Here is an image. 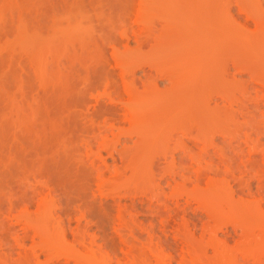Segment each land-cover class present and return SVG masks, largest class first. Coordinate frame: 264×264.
<instances>
[{"label":"rangeland","instance_id":"1","mask_svg":"<svg viewBox=\"0 0 264 264\" xmlns=\"http://www.w3.org/2000/svg\"><path fill=\"white\" fill-rule=\"evenodd\" d=\"M178 13L181 14L182 21ZM177 16L184 26L183 19L190 21V26L184 27L186 31L183 27L180 30V25H174L178 22ZM209 21L211 22L208 25L216 26L222 35L226 33L240 37L241 25L245 23L247 27L246 49H241L236 44L231 53L251 68L255 77L251 76L250 84L257 91L251 90L249 85L247 89H250L246 93L243 90L242 95L240 83L250 81V77L246 72L233 71V85L220 84L218 92L228 96L233 108L245 106L243 112L247 115L246 121L237 117L226 121L224 126L230 135H239V142L243 139L248 141L245 142L247 146L243 144L244 140L241 141L243 148L248 151L253 143L247 135L253 139L260 137L261 141L264 140L259 132V129L264 131V0H0V264H241L236 256L242 258L243 264H252L253 259V264H257L260 254V258L264 260V253H260L262 249H257L259 246L256 248L257 245L251 242V237L247 238L250 240L247 242L252 245L249 243V247L245 242V250V244L235 246L237 240L232 241L234 236L232 238L226 234L232 228L228 222L231 224V219L236 221L240 215L236 210L240 201H237L239 198L236 191L231 194V189H234L232 187L220 192L219 186V193L216 190L214 194L211 185H204L206 176L210 177L209 173L214 176V165H211L214 167L211 172L201 175L203 179L199 180L202 183L198 180L207 191L204 190L200 195L195 189V182L193 191L191 180V183L186 180L184 185L186 181L182 182L179 175H173L183 171L177 166L178 162L172 164L169 161L165 166L161 163L163 155L170 156L171 148H174L172 141H166V137L180 133L178 128L182 127L179 126L182 123L174 121L170 109L168 111L160 108L166 104L162 103L160 107L158 105L159 108H153L154 114H150L154 118H151L152 122L157 123L158 120L157 126L165 121L158 127L163 130L160 133L163 134L162 137L159 139L160 134L158 136L154 131L155 137H150L147 141L156 140L157 136L159 141L146 143L144 139L140 141L142 145L133 143L136 139L131 133L135 132L129 134L132 128H127L128 116L120 112L121 107L126 109V96L131 94H125L126 90L141 93L142 88L138 81L143 78L142 68L148 70V65L159 62L157 58L165 56L168 50L171 52L173 49L172 45L165 46L166 40H172L171 43L168 40L172 44L175 38L178 40L180 34L185 33L180 37L183 42L188 37L187 34L197 27L198 30L202 27L210 32L206 24ZM176 27L179 32H176ZM164 41L165 48H161L164 50L162 53L157 46L161 44L160 47H163ZM182 42L175 41L173 46L178 44L176 46L181 48ZM175 50V53L172 51L173 54L179 56L177 52L182 50ZM156 51L160 52L157 54ZM185 52L186 50L182 51V55ZM173 54L170 56H174ZM135 58L137 62H133ZM131 59L133 63H130ZM131 68L133 77L138 79L137 81L135 78L138 85L134 87L129 83L131 76L121 78L122 71L126 72ZM217 76L222 81L221 75ZM164 83L166 80L157 81L159 88ZM255 97L260 103L259 109L251 107ZM109 105H117L119 112L115 110L116 114L114 110V113L112 110L108 111L111 109ZM210 105L213 103L210 102ZM218 105L222 103L219 102ZM123 110L121 111L124 112ZM151 119L147 120L150 122ZM184 125L188 128L191 122ZM194 134L195 129L178 139L181 146L186 141L184 146H189H185L184 150L189 148L187 150L191 153L194 148L190 146V139ZM219 136L215 134L214 139H209L212 140V146L205 144L208 141H199L197 144L201 143V150L199 145L195 149L204 153L206 149H214L215 153L218 150L220 154L223 146L227 144L221 146L223 138H216ZM231 143H234L233 139ZM175 149L177 150L172 152L176 157V153L183 148ZM207 150L206 152H211ZM247 151L243 150L244 153ZM188 154L190 155L189 152ZM244 156L248 157V154L245 153ZM208 159V156L203 159L202 166L205 161H210ZM192 166L195 169V163ZM194 169L188 167L183 173L189 175ZM223 171L224 169H218L217 178L222 177ZM171 174L178 177V184L171 179L174 189L171 183L168 185H171L174 193L165 185L164 177L168 178ZM230 179L229 182L233 184ZM219 182L222 184L225 181ZM225 184L221 187H225ZM176 188L182 193H177ZM208 191L213 192L212 195ZM194 192L201 197L198 196L200 200L196 199L197 196L193 198ZM155 194L159 197L153 196ZM115 199L119 202H114ZM174 199L176 203L174 201L173 204L170 201ZM137 200L139 204L151 209H154L155 204V209L157 206L161 208L164 203L165 207L161 208L162 216L156 217L160 215L157 209L155 217L148 222L147 218L154 216L155 209L153 212L149 211L152 213L150 215ZM187 202L190 203V209L187 208ZM129 203L138 205H134V208ZM179 204L186 208L181 207L185 213L191 210L189 215L195 213L193 216H198L192 218V215L184 214ZM200 204L202 207H199ZM167 206L173 207V210ZM174 208L179 209L178 214L183 213L178 216L187 215L189 218L180 219L176 211L173 212ZM244 208L245 206L242 209ZM164 209L172 210L168 214L174 213V218L178 219H172L175 222H171L170 218L174 214L167 215L170 217L168 219L163 214ZM246 211L244 213L247 216L246 213L253 214V211L255 217L261 215L258 219L264 222L262 214L257 216L256 208L252 212L251 209ZM143 212L146 213L145 216ZM143 216H147L146 219ZM244 216L237 221L243 220L249 228L252 227L251 224L256 225L259 222L255 217L245 216L250 220L248 221ZM162 221L166 224L164 227ZM204 221L206 225L209 224L206 229L203 227ZM220 221L224 222V226ZM240 222L234 223L244 225ZM144 224L151 233L150 239H147L150 241L142 238L146 237L145 234L147 238L150 236ZM259 224L256 228L253 225L251 231L262 230V225L259 229ZM201 225L205 230H201ZM212 225H216V232L210 230ZM164 230L165 233H161ZM247 230L249 236L253 235L250 229L247 228L246 232ZM207 231H210V235ZM141 232L144 233L142 237ZM248 234H245L246 237ZM209 240H214V243ZM222 241L227 243L226 246ZM167 242L170 244L166 245ZM215 242L223 244L225 250L220 243ZM212 243L220 245L219 249L224 252L220 250L219 254V250L210 245ZM241 246L244 248H239ZM250 248L253 251L247 252ZM238 249L242 253L245 250L244 254L246 252L250 258L242 253L241 256ZM215 250L217 251L214 252ZM212 252L219 255L213 257L215 255Z\"/></svg>","mask_w":264,"mask_h":264},{"label":"bare ground","instance_id":"2","mask_svg":"<svg viewBox=\"0 0 264 264\" xmlns=\"http://www.w3.org/2000/svg\"><path fill=\"white\" fill-rule=\"evenodd\" d=\"M175 12H177V11H175ZM178 12L180 13V11H178ZM179 13H178V15L181 16V14H179ZM182 14H183V12H182ZM178 17L179 16L176 17L177 20H178ZM185 17H187V16H185ZM181 18H182V16L179 17L180 21H182ZM189 19H187V20H189ZM180 21L178 20L179 23L176 21V24L174 23L175 20H173V22H172V23H174V25H177V26L180 25L181 27L178 26L180 28V30H181L182 27H183L182 29L184 30L190 24L189 23L190 21L188 22V21H185V19H183L184 24L186 26L185 27L184 25H182L183 23L180 22ZM185 22H188V23H185ZM191 22H192V20H191ZM195 22H197V21H195ZM203 22H202V24H203ZM210 22L211 21H209V23H206V24L208 25V24H210ZM169 24H171V23H169ZM206 24H204V25H206ZM207 25H206V27L209 26L208 28H210L209 31L210 32L212 31V33L214 32L213 35H211L212 33L207 32L208 30H206V28H205L206 32H204L205 30L202 27H200V30H198L197 29L198 27H197V28L193 29L194 30L193 32H189L187 34V36L189 38L188 37H185V40L182 38L183 39V42L186 41V38H187V41L185 42L186 45H185V43L183 44L182 40L180 39V37L185 34L184 31H182L184 34L181 33L180 36L178 37V40H176V38H175V41L176 42L177 41L178 42H182V44L180 46H182V45L183 46L181 48H179L178 46H176L178 44L175 45L176 47L173 46V44L175 43V41L172 42V44H169L172 41V40L170 41V39H168L170 42L168 40H166L167 42L165 43V41H164L163 44H162V46L165 45V44H166L165 46L172 45L173 49H172V47L169 46L170 49H172L171 52H169L168 48H166L168 50V51L166 50L167 51L166 52L167 54L165 53V56H161V53H160V55H158V56L159 57L161 56V57L160 58H157V61H159V62H156L157 64L156 63H152V65H150V66L148 65L147 66L148 67V70L142 68V71H143L142 72L143 73L142 74L143 75V78L142 79L138 77L139 78V81H138V79L135 77L137 79L138 83L140 82V85H141V88H142L141 93H139V92L136 93V91L134 92V90H133L132 91V92H134V94H133L131 91L126 90L125 91V94H127V95H129L130 93L131 94L129 96H126L127 97V99H126V103H127L126 109H125V107H123L124 110L122 109V107L120 108L124 112H122L119 108L116 109L117 105H116V107H114L115 105H113V106L112 105L111 106L109 105L111 107V109L110 110L108 109V111H111L112 110V112H113V110H114V112L116 113V111L119 112L118 110H120L121 113H123L125 115L127 114L128 117L126 119H127V121H129L127 128H129V129L132 128V130L129 131V134H130V132H135V134L131 133V135H134V137L136 139V140L133 139L134 140L133 143L134 144H139L140 143L139 145H142L143 143L141 144V142L144 139H146V140H144L146 143H148L150 141L151 142H153V141H155V142L159 141L157 138H158L159 134L163 132V130L158 129V127L161 124L163 125L165 123V121L162 122L160 120L162 123L161 124H158L159 126L156 125L158 123V120H157V123H154L155 121L152 122V119L154 120V118L151 117V115L154 114V111H152V109L155 108V107H158V105L160 107V105L162 103L166 104L165 106H163V107L161 106L160 108H163L164 110L168 109V111L170 109L171 110V113H172V114L171 113L170 114L172 115L174 121L177 122V123H182L181 125H179V126H182V127H179L178 128V131L180 133L176 132L174 134H171V135L167 136L166 137V141H168V140H171L172 141V146L174 148H171V149L173 150V152H174V150H177V149H175L176 147L179 148L178 150H180V148H183V149L181 151L177 152L178 154L176 153V155H177L176 157L174 156L175 154H173L172 150L170 151L171 153H169L170 156L163 155V158H162L163 159V162L161 161V163H164V166H165L166 165L165 163H167L169 161L170 162L172 161L171 162L172 164L173 163L177 164V162H178L180 166L179 165H177V166L178 167H181V169H183V171L182 172L180 171L181 172L180 174L178 172L177 173H173V175L174 176H175V174L179 175L181 177V179L183 180L182 182H184L186 180L189 181V183L195 182V185H196L195 187L196 188L194 187V183H193V184H191L192 185L191 186L192 187L191 189L195 188L197 190V193L200 194V195L203 193V191L205 189H203V187L199 184V181L201 182V180H199V179L202 178L207 171L208 172H211V170L214 169V167H212L211 165H214L216 167V169H214V176H216V177L214 178L213 174H210L209 173L210 177H208L209 178L208 179L207 176H206V183H204V185L205 184L211 185L212 186L211 187V190H213V192L216 191V190H218L219 186H220V192H222L221 190H226V189L227 190H230L229 187L234 188V189H231V194H233L235 191L238 193V194L236 193L238 195V198H239V200H237V201H240L239 203H240L241 206L238 205V207H237L236 210L239 211V212H237V213H240L239 216H241L242 213L245 215L244 212L248 208L251 209L250 212H252V209L253 208H256L258 210L257 216L259 214H262V216L264 218V204H263V201H264V140L261 141L260 140V137H256V139H253V137H250V135H247V136H249V138L252 140V143H253L252 144V147L251 148L248 147L249 149L247 151V149H244L243 148L244 147L243 144L245 142L246 143L248 142L246 139H243L244 142H243V140H241L243 142V144H241L242 142L241 141L240 142L238 141L239 140L238 139L239 138V135H236V136L230 135V133L227 131L226 127L224 126V123L226 121L232 120V119L237 118V117H242V119L246 121L248 118H247V115H245V113L243 112V108L245 106L244 107H241V108H237V109L233 108L232 107V103H231L232 101L228 99V96L225 95V94H223V93H219L218 92V89H219V85L220 84L226 83L227 85H233L234 78H235V73L234 72H236V73L246 72V74L250 77V81L245 80V81H243V82L240 83V86H241V91L240 92H241L242 95H243V90L246 93L247 90L250 89V88L247 89V87H249V85L251 87V90L252 89H253V91H254V89L256 90V88L254 87V85L253 84H250L251 83V80H252L251 79V76L252 77H255V74L253 73V71L251 70V68L248 65L242 63L239 59H236L233 56V54L231 53L232 48H235V45L236 44H239V46L241 47V49H246V41H247L246 38L248 37V34L246 33L247 27H246L245 23H243L241 25L242 26V32H241L242 34L240 35V37H237V36H234V35H231V34H226V33H224V35H222L221 33L218 32V28L216 26H214V25H208L207 26ZM169 26H171V25H168V27ZM198 26H202V25H198ZM179 28H177V31L176 32H179L180 31ZM188 29H189V27H188ZM185 31H186V29H185ZM203 33H205V34H203ZM207 33H210V34H207ZM160 45L157 46V48L158 47L160 49L161 48H165L164 46L163 47H160ZM184 47H186V48H184ZM194 47H196L195 48L196 49L195 51H194ZM178 48H179V50H182L183 52H184V50H186L185 54L183 53V55H182V51L181 52H177L178 53L177 55H179V56H176L175 54H173V52L175 53V51H176L175 49H177V51H179ZM160 51H158V52L156 51L157 54ZM163 51L164 50H162V53H163ZM171 53L174 56L171 55L172 56L171 57L170 56ZM179 53H181V55ZM162 55H164V54H162ZM135 61L137 62L138 60L136 59L133 62H135ZM131 62H132V59L130 60V63ZM217 74H220L221 75L222 81H220L218 79L219 76H217ZM133 75H134L133 74V68H131V69H129L126 72L122 71L121 78L123 79L124 76L125 77H128V76L130 77L131 76V78H129V83L132 84L131 85L132 87H134V86L138 85V83L137 82L135 83V78L133 77ZM158 80H166V83L163 84V87L162 88H159L158 87V85H157V81ZM248 93H249V91H248ZM215 97H216V99H214ZM241 99H243V97ZM210 102H212L213 105H210ZM219 102H221L222 105H218ZM242 102H243V104H245L244 101H242ZM122 103H124V102L122 101ZM105 107H106V105H105ZM105 107H103V108L106 109ZM251 107L256 108V109H259L260 103L256 99V97L253 99V103H252ZM155 109H157V108H155ZM246 109H247V106H246ZM156 112H159V111L156 110ZM165 112H163V114H165ZM147 119H151V121L149 122V120H147ZM119 121H121V120H119ZM147 121L149 123H147ZM189 121L191 122V125L188 128L187 127H184L185 126L184 124L185 123H188ZM193 129H195V134H194L193 138L190 139V142L192 143V145L190 143V146H191L192 149L194 148L193 149L194 151H192L193 153H191L190 150L189 151L187 150L189 148H187L186 150L190 153V155H189L188 152H186V150H184V147L185 146L187 147L189 145L186 144L184 146V144H185L184 142H186L184 140L183 145L181 146L179 144L178 139H179V137L181 135H183V136L186 135L187 136L188 131H189V134H190L191 133V130H193ZM122 131L124 132V130H122ZM154 131H156L155 133L158 135L157 138H156V140H153V141L152 140H148L147 141V139H149L150 137H153V136L155 137L156 134L154 133ZM259 132H261L262 137L264 138V131L262 132V130L260 131V129H259ZM124 133H121V134H124ZM119 134H120V132H119ZM215 134L216 135L218 134V136L221 135V137L223 139H221L220 136L219 137H216V138H220L221 140H223L221 142V140L219 139L220 140L219 143L220 142L222 143L221 146L223 144L224 145L227 144L225 146L228 149L225 146H223L224 150L227 149V151L226 150L225 151L222 150L223 148L221 147L222 148L221 149L222 152H220V154H219L218 150L216 152L219 155H217L215 153V150L214 149L213 150L212 149H208V150L206 149L207 151H211V152H206V150H205V153H204V151L201 152L200 151L201 150V143L200 144L199 143L197 144V142H199V141L200 142L201 141H205V142L208 141L205 144H207L208 146H212L211 145L212 140H209V139L211 137H212V139H214L215 138L214 137ZM161 135H163V134H160L159 139L162 137ZM153 138H151V139H153ZM226 138H227V140H224ZM228 138H230L231 140L233 139V142H234L233 144L234 145L231 143V140L230 139L228 140ZM236 139H237V141H236ZM225 141L228 142V143H225ZM213 144H215V146H216V143H214V141H213ZM198 145L200 147V148L198 147L200 150L199 149L198 150L195 149V148H197ZM207 145H206V147H208ZM247 145L248 144H246V146ZM202 147H203V144H202ZM203 149H204V147H203ZM196 150H197V152H195ZM243 150L244 151L246 150L248 152V153L245 152L246 154H248V157H246L247 155L244 156L245 153L243 152ZM213 151H214V153H213ZM164 153H166V152H164ZM167 153H168V151H167ZM207 156L209 158L208 160H210V161H208L209 164H208L207 161H205L206 164L204 162V166H202L201 163H202L203 159L206 158ZM243 156L246 157V158L244 159ZM167 157H169V158H167ZM175 159H176V162H175ZM192 163L193 164L195 163V165H196L195 169H194V166H192L193 165ZM187 166L190 167V168L192 167L194 169V172H192V171L190 172L189 171L190 172L189 175H187L186 173H185L186 174L185 175L183 172H184L185 169H188ZM223 166H224V168H223ZM211 167H212V169H211ZM156 168H157L156 171H158V167H156ZM218 169L219 170L221 169V171L224 169L223 174H221L222 177L220 176L221 178H217L216 173H217ZM234 172H236V173H234ZM191 173H192V176H191ZM161 174L162 173H160V175ZM202 174H203V176L201 177ZM235 174H237V176ZM173 175L171 174L170 177H168V178L167 177H164V178H165V182L167 183V184L165 183V185L168 186L171 183L172 184V188L174 189L173 182H176L178 184V180L176 179L177 176L174 177ZM228 175H230V176L227 178ZM242 175H243V177L244 176H247V177H244V179H243ZM158 176H159V173H158ZM159 177H161V176H159ZM218 177H219V175H218ZM164 178L162 180H164ZM212 178H214V180ZM169 179H170V181H169ZM171 179H173L174 181L171 182L172 181ZM175 179L177 181H175ZM181 179H179V180L181 181ZM207 179L210 180V181H208ZM229 179H230V181L232 180V183L233 182L234 183L231 184V182H229ZM157 180H158V178H157ZM190 180H191V182H190ZM219 180L225 181L222 184L226 183L225 184L226 186L222 188L221 186H224V185H222L219 182ZM180 181H179V183L181 184ZM187 181L185 183H183V184L186 185ZM155 183L158 185L157 182H155ZM177 184H174V185L177 186ZM183 184H181V185H183ZM229 184L230 185H233V186H230ZM206 186H205V188H206ZM252 186H254V187H252ZM178 187H179V185H178ZM197 187H199V188H197ZM168 188L170 189V191H172L171 185L168 186ZM208 188H210V187H208ZM195 189H193V191H195ZM180 190L183 191L182 188ZM176 191H177V193H179L178 192V189ZM188 192H190V191H188ZM188 192H187V194H188ZM217 192L219 193V190ZM181 193H179V194H181ZM195 193L196 192H194V195L192 194L193 195V198H195L197 196V193H196V195H195ZM210 193L211 192L208 191V194H210ZM212 193H211V195H212ZM215 193L216 192H214V194ZM157 195L158 194H155L153 196H156V198H157ZM188 195H191V194H188ZM188 195H186L187 196L186 197L187 199H188ZM220 195H222V194H220ZM184 196H185V194H184ZM198 196L196 197V199L200 200L198 198ZM158 197H159V195H158ZM144 198H145V201H146V198L147 197H144ZM167 198H166V203L165 204H167V201H168ZM134 199L136 200V198H134ZM134 199H133V201H134ZM137 199H138V197H137ZM158 199H160V198H158ZM240 199L242 201L245 200L246 202H242ZM150 200H149V202H151ZM183 200H185L184 202L186 203L187 200L185 198ZM198 200H197V203H198ZM110 201H112V199ZM113 201L116 202L117 200L115 199ZM130 201H132V197H131V200ZM147 201H148V198H147ZM164 201H165V199H164ZM174 201H175V199L173 201H170V202L173 203ZM177 201H179V200H177ZM193 201H195V199ZM237 201H236V204H238ZM117 202H119V201H117ZM137 202H138V200H137ZM142 202H140V203H142ZM172 203H169L168 202V204L169 205L171 204V206L174 204V203L173 204ZM175 203H176V201H175ZM129 204L132 207V205L134 206L137 203L136 204L133 203L132 205H131V203H129ZM138 204H139V202H138ZM139 205H141V204H139ZM148 205H150V204H148ZM155 205H154V209H155ZM184 205H186V204H184ZM239 206H240V208H239ZM243 206H245L246 209L245 208L242 209ZM144 207L145 206L143 205V208ZM148 207L149 206L145 207L144 208V211L145 212L147 211L146 213L150 214L151 212H153L154 209H151L150 207L149 208ZM164 207H165V205L163 203V206H161V208H164ZM168 207L169 206H167V208ZM173 207H174V205H173ZM181 207H180V204H179V208H181ZM189 207H191L190 206V203L187 204V208H189ZM199 207H202V205L200 204ZM251 207H253V208H251ZM134 208H135V206H134ZM143 208H142V211H143ZM156 208L158 210L161 209L158 206ZM172 208H170V209H172ZM147 209H150V210H147ZM157 209L154 210V213L155 214L153 213L154 216L152 215L153 216L152 218H151V216H150V218H147L148 222H149V219L151 221L155 217L156 210ZM181 209H180V212H182L183 209H186V208L184 207L182 209V211H181ZM249 209H248V211H249ZM158 210H157V213L158 214L160 213V215L159 216L156 215V217L162 216L161 211L163 209L159 210L160 212H158ZM172 210H169L168 209V211H171V212H172ZM178 210H179L178 208H177V210L174 208V211L173 212L176 211L175 213L177 214V216L183 214V213H181V214L179 213L178 214L177 213ZM149 211H151V212L149 213ZM168 211L166 209L165 211H163L164 212L163 214H165L166 216L167 215L168 216H172L174 214V213H172V215H170L168 213H171V212H168ZM240 211H242V213ZM248 211H246V212H248ZM254 211H253V214L252 213H246V214H248V216L247 215H245V216H247V218H249L250 216H251V218H254L256 216V215H254L256 213V211H255V213H254ZM189 212H192V211L191 210L190 211L187 210V213L184 212V214L189 215L190 214ZM193 212H195V211H193ZM146 213H144V216L146 215ZM135 214H132V215L135 216ZM194 214H191L192 215V218L196 216V215L193 216ZM243 214H242V216H244ZM187 215L184 216V217H180V216H178V217H180V219L181 218L182 219L183 218L186 219L187 218ZM191 215H189V216H191ZM174 216H175V214L172 216V218L168 217V219L170 218V221L172 219L173 220L174 219L175 220L178 219V218H174ZM197 216H198V214H197ZM239 216H238L237 220H239L242 217L241 216L239 218ZM245 216H244V218L247 219ZM146 217H144V218L146 219ZM167 217L165 218L166 221H167ZM244 218H242V219H244ZM255 218H257V219L259 218L260 219L261 218V215L259 217H255ZM165 219H163V220L165 221ZM254 219H253V221L255 222ZM259 219H258L259 222L256 225H258L260 222H262ZM234 220H235L234 218L231 219V224H230V222H228L226 220L228 222V224L232 226V228L229 227L231 230L229 229L228 233H226V232L225 233L226 234H229L230 236H232V238L234 236V238H233L232 241L237 240V241H235L236 243L234 242L235 243V246L236 245H240V244L243 243L242 245L245 244L244 245L245 248H244V246H241L239 248H244L246 250L247 246L250 247L252 245L251 242L253 241L257 245L256 248L258 246L260 247V248H257V249H259V250L262 249V251L261 252L259 251V252L263 254L264 253L263 252L264 251V249H263L264 248V231H263V229H264L263 223L264 222H262L261 224H259V229H260V226L262 225L261 226L262 227V230L256 229L257 231L258 230L261 231V232L263 231L262 234L260 233L261 236H259L260 235L258 233L259 231L258 232H255V231L252 232L251 231V228L252 227L255 226V228H256V225L251 224L252 222H249V224H251V226H252V227L249 228L248 225H245V223L243 222V220H242V222L237 221V220L234 221ZM247 220L250 221L249 219H247ZM134 221H136V220L134 219ZM164 221H162L163 227H164V224L166 222V221L165 222ZM232 221L244 223L245 226L244 225H240L239 223L238 224L237 223H234ZM173 222H175V221H173ZM193 223H194V221L192 222V224ZM203 223H205V224H203ZM203 223L202 224L205 225L203 227L206 229L207 228V225H209V224L207 223V225H206V222L205 221ZM246 223H248V222H246ZM221 225L224 226V222H221ZM226 225L227 224L225 223V226ZM214 226L212 225L211 227L210 226H208V227L211 228V229L209 228L210 230H214L216 232V230H217L216 229V225H214ZM145 227H146V225H145ZM203 227L201 225V230H202ZM212 227H214V229ZM247 228L250 229V232H252L254 236L253 235L249 236V234H250L249 233V230H247L248 232H246V229ZM148 229L149 228L146 227V230H148ZM150 229H151V227H150ZM227 229H225V230H227ZM207 232L210 235V231H207ZM141 233H142V235H141V237H142L144 233L143 232H141ZM161 233H165V230L164 231H161ZM202 233L203 232H201V234ZM147 234L150 235L148 238H147V235L146 234H145L146 237L143 236L142 238H146L145 240L150 239V237H151L150 231ZM245 234L246 235L248 234L249 237L248 236L246 237ZM223 236L227 237V235H223ZM235 236H236V238H235ZM199 237H201V236H199ZM210 237H208V238H210ZM225 237H223V238H225ZM250 237H251V239H250L251 242H247V241H250L249 239H247V238H250ZM252 238H254V239H252ZM211 239H213V238H211ZM147 241H150V240H147ZM223 241L225 242L224 239H223ZM223 241H222V243H223ZM209 242H210V240H209ZM211 242L214 243V240H212ZM238 242H240V243H238ZM245 242L248 243V245ZM173 243H175V242H173ZM173 243H171V244H173ZM213 243L210 244V245H213ZM215 243H217V242H215ZM219 243H217V244H219ZM249 243L251 245H249ZM167 244H170V243L167 242L166 245ZM217 244H214L213 246H215L219 250L218 253L221 254L220 250H222V249H219L220 245H222V247H224L223 244H225V246H226L227 243H223V244L220 243L219 246ZM213 246H211V247H213ZM232 246H229V248H232ZM235 246H233V248ZM215 247H214V249H215ZM249 247H248V249H249ZM261 247H263V248H261ZM225 248L226 247H224L223 250H225ZM235 248H237V247H235ZM223 250H222V252H224ZM231 250L233 252V249H231ZM231 250H228V252L231 251ZM238 250H239V252L238 251L237 252L241 254L242 253L241 252L242 250L241 251H240V249H238ZM251 250L253 251V249L250 248V250L247 251V252H252ZM216 251L217 250H215L214 252H216ZM244 251H243L242 254L243 255H247L246 252L244 254ZM214 252H212V253L214 254ZM234 253H236V250L234 251ZM215 254H217V253H215ZM242 254H241V256H242ZM217 256L215 255L213 257H217ZM247 256H246V258L248 259L249 256L248 257ZM260 256H261V254L259 255V258H260ZM236 258H238L237 261L238 260H241V262L238 261L239 263H241V264L244 263V261H242V258L239 259L240 257H238V256H236ZM259 258L258 259H257V257L255 258V259L258 260L257 262H259L257 264H264V260L262 258H260V260H263V262H260ZM253 260H252V264H253ZM247 262L249 263L250 261L247 260ZM254 264H255V262H254Z\"/></svg>","mask_w":264,"mask_h":264}]
</instances>
